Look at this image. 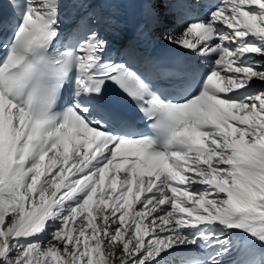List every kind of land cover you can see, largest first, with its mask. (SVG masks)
Here are the masks:
<instances>
[{"label": "snow or ice", "instance_id": "1", "mask_svg": "<svg viewBox=\"0 0 264 264\" xmlns=\"http://www.w3.org/2000/svg\"><path fill=\"white\" fill-rule=\"evenodd\" d=\"M0 264H264V0H0Z\"/></svg>", "mask_w": 264, "mask_h": 264}]
</instances>
